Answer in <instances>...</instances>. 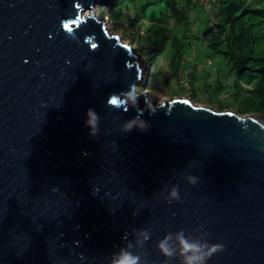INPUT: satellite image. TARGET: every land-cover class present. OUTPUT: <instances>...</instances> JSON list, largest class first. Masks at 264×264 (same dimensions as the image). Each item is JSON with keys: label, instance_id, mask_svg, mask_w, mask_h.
Returning a JSON list of instances; mask_svg holds the SVG:
<instances>
[{"label": "water", "instance_id": "obj_1", "mask_svg": "<svg viewBox=\"0 0 264 264\" xmlns=\"http://www.w3.org/2000/svg\"><path fill=\"white\" fill-rule=\"evenodd\" d=\"M96 3L0 0V264H110L120 247L183 264L181 229L225 246L207 264H264V120L184 98L150 115L137 56L84 14ZM137 107L149 128L125 132ZM168 233L172 258L157 248Z\"/></svg>", "mask_w": 264, "mask_h": 264}, {"label": "trees", "instance_id": "obj_2", "mask_svg": "<svg viewBox=\"0 0 264 264\" xmlns=\"http://www.w3.org/2000/svg\"><path fill=\"white\" fill-rule=\"evenodd\" d=\"M122 1L118 0L113 5L102 8L105 10V16L115 20L125 19L123 17L125 5ZM142 1L145 7L141 8L137 15L142 19L148 18L150 22L140 21L139 24L145 29L147 42L154 45L150 57L154 63H157L156 60L165 55L166 48L170 44L178 46L179 49L183 46L173 34V29L187 25L185 21L193 8L192 0ZM217 3L221 6L218 13L220 23L207 28L202 32L201 38L206 48L212 51L210 57L216 56L219 62L225 64L224 68L210 69L216 84L205 83V88L215 92L222 91V88L234 89L235 99L240 106L238 113H252L262 117L264 116V1L216 0ZM131 14L134 15L135 12ZM151 15L154 16L152 19ZM166 58L169 59V56ZM172 58L174 59L170 60V64L174 63L172 69L178 72L177 76L180 77L184 74L179 65L183 61L182 51H176ZM203 67V72L208 69L207 65ZM223 69L226 70V75ZM194 79H197L196 76ZM177 81L179 82V79Z\"/></svg>", "mask_w": 264, "mask_h": 264}, {"label": "rangeland", "instance_id": "obj_3", "mask_svg": "<svg viewBox=\"0 0 264 264\" xmlns=\"http://www.w3.org/2000/svg\"><path fill=\"white\" fill-rule=\"evenodd\" d=\"M114 2H118V0H103L100 4H95L97 8L96 18L106 22L107 28L111 32L109 34L120 38V42L130 46L137 56V62L143 69V79L137 86V90L146 93L151 104L156 106L176 98H184L190 99L196 106L212 107L217 110H230L238 113L240 106L235 99L234 89L222 88V91L215 92L210 88H205V83L216 84L215 77L210 72V69L224 68L225 64L224 62H219L216 56L210 57L212 51L210 48H206V44L201 38L202 32L207 28H211L213 20V16L207 10L208 6L205 4V0H192L191 7L193 8L185 21L187 25L173 29V34L178 37L177 40L183 46H180L179 49L178 46L170 44L166 48L167 52L165 55L156 60L157 63H154V60L150 57L154 45L147 42L145 29L143 25L139 24L141 23L140 21L150 22L148 18L142 19L141 16L137 15V12L145 7L143 1L123 0L122 3L125 5L123 17L125 19L121 20H115L111 17L107 18L104 14L105 10H102V8L113 5ZM220 7V3L213 7L215 15L213 23L216 25L220 23L218 16ZM131 12H135V14L133 15ZM153 17L151 15V19ZM177 49L182 51L183 58L179 65L184 74L180 77L177 76L178 72L172 69L174 63L170 64V60H174L172 57L178 51ZM168 56L169 59L166 58ZM209 61L212 62L211 67L208 63ZM205 65H207L208 69L205 68L207 70L203 72V66ZM222 71L226 75V70L223 69ZM194 76L197 79H194ZM177 79H179V82ZM193 79L194 82L192 81ZM146 91H149V93ZM260 118L264 120V116Z\"/></svg>", "mask_w": 264, "mask_h": 264}, {"label": "clouds", "instance_id": "obj_4", "mask_svg": "<svg viewBox=\"0 0 264 264\" xmlns=\"http://www.w3.org/2000/svg\"><path fill=\"white\" fill-rule=\"evenodd\" d=\"M99 2L101 3V0H99ZM100 3H96V4H100ZM205 4L208 6L207 10H209V13L213 16V20L211 23L212 26H214L216 24L213 23V21H215L213 7L216 4V0H205ZM71 22H72L71 19L63 20L61 22V28L69 36H73V28L70 26V24L73 23ZM102 22L104 23L105 28L108 29L106 22L104 21ZM208 63L209 65H211V61H209ZM134 88H135L134 84L129 86L128 98L131 99L133 101V105L136 106L138 97L133 91ZM145 103L146 104L148 103L147 99L145 100ZM109 104L113 107L121 106L120 101L114 95H111L109 97ZM126 105H127V101H124V108H123L124 111H127ZM136 110H137V116L123 125V130L125 132H130L133 128H136L139 131L148 130L149 124L139 119V117L143 116L144 113L143 110L139 109L138 107ZM156 110H157L156 106L154 105L150 106L149 108L150 115H154ZM240 115H247V114H240ZM86 117L87 119L85 121V125L90 129L89 135L92 137H96L99 131L98 122L100 120V117L92 109H89L87 111ZM187 180L192 185L197 183V178L192 175H189L187 177ZM169 196L171 197V200H180L178 185H174L171 188V190L169 191ZM171 200H169L168 202L171 203ZM142 235H143V239L140 241L142 244L147 242L151 237V233L148 232L147 230H144ZM172 236L173 233H168L163 239L157 242V248L159 250V253L167 258H172L176 255V249L172 247L169 243V241L172 239ZM175 236L179 244L180 254L183 257V264H207V261L215 253L223 251L225 247L222 243H210L207 239H205L203 243H201L200 241H191L184 236V232L182 229L177 233H175ZM131 246L132 245H128V247ZM111 255L113 258L110 261V264H146V261H143L139 255H136L128 251L127 247H120L118 248L117 251L113 252Z\"/></svg>", "mask_w": 264, "mask_h": 264}, {"label": "bare ground", "instance_id": "obj_5", "mask_svg": "<svg viewBox=\"0 0 264 264\" xmlns=\"http://www.w3.org/2000/svg\"><path fill=\"white\" fill-rule=\"evenodd\" d=\"M103 0H101L102 2ZM96 13H97V8L96 6L94 5L93 8L91 10H89L87 13H84V14H92L93 16L96 17ZM111 33V32H110ZM112 35V34H111ZM143 77V76H142ZM147 93H149V91H146Z\"/></svg>", "mask_w": 264, "mask_h": 264}]
</instances>
